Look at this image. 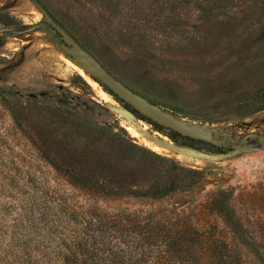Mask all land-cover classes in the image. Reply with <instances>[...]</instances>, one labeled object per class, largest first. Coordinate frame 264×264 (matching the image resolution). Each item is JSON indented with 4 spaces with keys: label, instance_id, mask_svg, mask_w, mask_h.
<instances>
[{
    "label": "rangeland",
    "instance_id": "1",
    "mask_svg": "<svg viewBox=\"0 0 264 264\" xmlns=\"http://www.w3.org/2000/svg\"><path fill=\"white\" fill-rule=\"evenodd\" d=\"M40 9L124 86L219 145L157 130L103 88L101 100ZM106 157L139 193L78 181ZM171 182L181 186L148 191ZM85 231L114 246L98 264H264V0H0V264Z\"/></svg>",
    "mask_w": 264,
    "mask_h": 264
},
{
    "label": "trees",
    "instance_id": "2",
    "mask_svg": "<svg viewBox=\"0 0 264 264\" xmlns=\"http://www.w3.org/2000/svg\"><path fill=\"white\" fill-rule=\"evenodd\" d=\"M99 85L108 94L114 97L117 101L125 104L115 95H113L102 84L99 83ZM135 114L138 116V118L152 125L157 130L160 131L166 130V128L157 125L150 119L139 114L137 111H135ZM171 133H173L177 137H181V135H179L176 132L171 131ZM186 139L190 140L192 143L204 144L202 141H196L190 138H186ZM76 177L78 181H80L81 183L88 184L109 195L123 196L128 194L139 193V191L137 190L136 191L132 190V187L135 184H128L125 182L126 180L124 179V173L119 170L117 164L114 163V159H109L107 157L103 158L102 160L94 159V162L88 168V171ZM98 177L101 178L100 181L107 180L108 185L113 182L115 186L113 188L110 186L107 187L105 186V184H103L100 181L96 182V179ZM180 186L181 184H174L171 182L169 185L164 186L160 190H154V188H151L148 191L150 194L155 195V193L157 192H163V193L169 192ZM126 188H128L129 190H125ZM169 225L170 222H166L165 227L170 228ZM146 227H149V225H146ZM62 233L66 234L67 232H62ZM181 233L182 232H180V234ZM90 239L91 236H89L86 231L82 233V236L80 238L77 237L74 233L72 234L68 233L67 235L64 236L62 242L57 246L53 248H49L45 246L34 253H32L34 249L31 248L30 245H25L21 247L20 250H16L14 254L12 253L10 264H98L97 262H95L96 259L95 254L101 252L104 255L107 252L108 255H114V252L110 250L114 246L110 248L109 244H107L106 250L105 251L102 250V246L104 243L102 237H99L98 239L95 238L92 242H89ZM143 240H144V232L139 231L134 234L133 242H140V241L142 242ZM137 245L142 246V243L141 244L137 243ZM117 248L119 249V253L122 254H124L125 252L131 254L132 252L131 250H124V249L122 250L119 247Z\"/></svg>",
    "mask_w": 264,
    "mask_h": 264
},
{
    "label": "water",
    "instance_id": "3",
    "mask_svg": "<svg viewBox=\"0 0 264 264\" xmlns=\"http://www.w3.org/2000/svg\"><path fill=\"white\" fill-rule=\"evenodd\" d=\"M42 14L48 18L52 26V32L59 36L61 41L60 48L66 52L73 62L80 64L88 75L96 82L102 84L113 95L132 107L142 116L150 119L157 125L170 129L181 136L196 141L210 143L218 146L219 142L212 139L211 131L187 124L181 119L172 117L169 113L163 111L158 106L148 102L146 99L137 95L120 81L114 78L102 65L88 53L64 28L55 24L47 14L40 9ZM171 147L172 144L164 142ZM232 150L242 149L240 145H231Z\"/></svg>",
    "mask_w": 264,
    "mask_h": 264
},
{
    "label": "bare ground",
    "instance_id": "4",
    "mask_svg": "<svg viewBox=\"0 0 264 264\" xmlns=\"http://www.w3.org/2000/svg\"><path fill=\"white\" fill-rule=\"evenodd\" d=\"M40 14L37 15V19L40 18ZM66 60V59H65ZM67 61V60H66ZM69 63V61L67 62ZM76 64L73 65L74 69L76 70L77 74L92 88L93 91H95L99 98L103 101H107L109 98V95L102 89V87L96 83L89 75L88 73L84 70V68L75 62ZM194 125V124H193ZM127 132L131 135V137H134L140 141H142L145 145L148 147L152 148L153 150L157 152H162L164 149H162L161 146L158 145V143L154 140H150L148 138H145L141 133H139L136 128L134 127H126ZM164 137V136H163ZM166 139V138H165ZM164 146L173 148L167 144L162 143ZM172 150V149H171ZM174 150V149H173ZM172 150V151H173ZM182 154V153H181ZM180 154V155H181Z\"/></svg>",
    "mask_w": 264,
    "mask_h": 264
}]
</instances>
